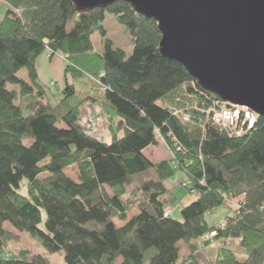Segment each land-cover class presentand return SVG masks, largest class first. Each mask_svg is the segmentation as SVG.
Returning <instances> with one entry per match:
<instances>
[{"label":"trees","instance_id":"trees-1","mask_svg":"<svg viewBox=\"0 0 264 264\" xmlns=\"http://www.w3.org/2000/svg\"><path fill=\"white\" fill-rule=\"evenodd\" d=\"M0 2L10 8L0 22L2 248L14 239L3 229L8 224L46 253L62 254L65 264H178L180 243L189 254L182 264H194L198 250L226 239L240 240L244 260L221 247L213 264H264V119L256 117L249 127L241 116V136L218 127L205 111L220 100L159 54L155 22L136 16L126 3L78 15L70 0ZM107 14L129 32V57L107 39L101 54L92 51L90 37L104 36ZM45 52L65 61L56 106L38 83L36 61ZM67 74L101 92L103 105L122 120L121 138L113 134L105 143L85 133L78 124L83 102L72 101L76 90ZM157 139L171 160L152 163L144 156ZM73 168L75 180L66 175ZM177 172L195 196L181 209V221L165 217L176 198L164 183ZM22 179L26 196L18 193ZM230 198L239 207L222 228L209 226L206 214ZM115 220L123 225L116 227ZM211 232L214 240L203 242ZM0 262L48 264L41 255L3 251Z\"/></svg>","mask_w":264,"mask_h":264},{"label":"water","instance_id":"water-1","mask_svg":"<svg viewBox=\"0 0 264 264\" xmlns=\"http://www.w3.org/2000/svg\"><path fill=\"white\" fill-rule=\"evenodd\" d=\"M70 1L78 15L128 4L155 22L162 57L179 63L203 91L264 119V0Z\"/></svg>","mask_w":264,"mask_h":264},{"label":"rangeland","instance_id":"rangeland-1","mask_svg":"<svg viewBox=\"0 0 264 264\" xmlns=\"http://www.w3.org/2000/svg\"><path fill=\"white\" fill-rule=\"evenodd\" d=\"M10 8L6 6L3 2H0V22L5 16L7 10ZM101 27L104 31V36L100 32H94L91 37H90V42L92 46V51L98 54H101L103 52V41L105 39L109 40L112 42L114 48L121 49L126 57H129L132 53L133 50V43L131 36L127 29L119 24L117 21L116 17L111 14H107L105 16L104 21L101 23ZM55 61L59 62L62 64V67H56L54 66V71L56 74L59 73V76H54L53 80L54 82L56 81V86L50 85V79H49V74L47 72V67H48V60H45L44 54L40 55L38 57V63L41 61L40 65H38V70H39V80L38 83L42 85L45 89H47L48 94H56L60 93L59 90L63 87L64 85V67H65V61L64 59H59L55 56ZM46 61V62H45ZM18 77L21 79L26 78V71L21 70L18 73ZM67 79L68 82L74 84V88L76 90V94L73 97L72 101L78 102L82 101V105L80 107V114L81 111L86 107L85 105L89 103L91 105L90 101H83L84 98L91 97L93 99H97L101 101V97L99 96L98 92H96V89L91 85H87L83 83V79L80 78L79 80H72L71 74H67ZM87 81V80H86ZM89 83V82H88ZM8 90H13L15 87L12 85H7ZM61 96V94L59 95ZM16 105L20 103V101L16 100L14 102ZM161 103L159 102L158 105ZM194 106V105H193ZM65 107V106H63ZM195 108V107H194ZM113 111V110H112ZM114 112V111H113ZM202 109V113H203ZM115 113V112H114ZM205 113L208 114V118L211 119L212 113H208V111H205ZM24 116L27 115V112H23ZM183 111H179L178 115H182ZM256 120V115L253 113L250 114L249 116V124L248 126L251 127V125L254 123ZM121 118L117 117L113 123L111 124V128L113 130V134L116 136V138H121L123 136V128L120 125ZM80 122V119H79ZM79 124V123H78ZM83 124V123H82ZM61 126V125H60ZM63 127V126H62ZM83 127V126H82ZM85 131L88 132V129L85 128ZM105 143L111 142L110 140L104 141ZM23 143L28 146L31 144L30 139H25ZM144 156L152 163H158L160 161H169L171 160V154L169 150L167 149L165 143L161 139H157V144L154 146H150L147 149L144 150ZM75 170L73 169H67L66 170V175L69 176L72 179H75ZM48 175L47 174H42L39 178H46ZM185 182V177L181 173H176L174 177L171 179L167 180L164 185L168 189L173 190V194L176 198V201L173 205H171V218L177 221H181V215L180 211L183 207L188 206L195 200V196L188 193L182 186L181 183ZM26 185H27V180L22 179L20 182V187L18 189V193L20 195L26 196ZM234 211V206L230 205L228 201L226 200L222 206L219 208H216L212 210L210 213L206 214V221L209 226H214L215 224L219 223L221 220L225 218H229L232 216ZM45 216L42 215V221H44ZM116 227H120L123 224L114 221ZM3 229L5 231L10 232L14 239L4 248L1 247L0 245V252H4L6 254H12V255H18L21 252H25L29 254V257L36 256V255H41L48 264H65L63 255L62 254H48L46 253L42 248L39 247L38 243L32 239L30 236L26 234H20L17 231L13 230L8 224H4ZM219 245L220 243H216ZM238 259L240 261H243L245 256L243 255L241 250L236 251ZM188 252L185 250L183 244H179V260L178 264H180L183 259L186 258Z\"/></svg>","mask_w":264,"mask_h":264},{"label":"crops","instance_id":"crops-1","mask_svg":"<svg viewBox=\"0 0 264 264\" xmlns=\"http://www.w3.org/2000/svg\"><path fill=\"white\" fill-rule=\"evenodd\" d=\"M55 56L59 59H62L57 54L50 55L49 52L44 53L45 60H48L47 72L49 74L50 85L54 84L57 87V85H56L57 82L56 81L54 82L53 77L56 75L59 76V73L58 74L55 73L54 66L62 67V64L60 63V61L59 62L55 61V59H54ZM40 63H41V61L38 63V59H37L36 70H37V74H38V80H39L38 65H40ZM60 90H59V92H60ZM98 94L100 97L102 96L101 92H98ZM50 95H51V98L53 101L52 103H54V105L56 106L61 101V97L59 96L60 93H57V95L50 93ZM85 106L86 107L81 111V114H80V122H79L80 127L84 131H85V128H87L88 132L85 131V133H87L89 136H91L92 138H94L96 140H99L102 142H104L106 140H110V139L112 140L113 130L110 126L118 116L112 110H110L109 108H106L103 105L102 99H101V101L96 100V102H91V105L89 103H87ZM92 119H95L94 125L89 126V122ZM119 123L123 128L122 120ZM73 180H75V179H73ZM223 220H221L220 222H222ZM216 243H220V244L217 245ZM239 244H240V240H238V239H226V240L217 241V242L213 243L212 245H210L206 248L198 250L193 255L192 261L194 264H213L217 258V252L221 247H226V248L236 252L237 250H240ZM178 247H179V245H178ZM188 255L189 254H187L186 258L183 259V261L188 258ZM182 262L180 264H182Z\"/></svg>","mask_w":264,"mask_h":264},{"label":"built area","instance_id":"built-area-1","mask_svg":"<svg viewBox=\"0 0 264 264\" xmlns=\"http://www.w3.org/2000/svg\"><path fill=\"white\" fill-rule=\"evenodd\" d=\"M50 53V52H49ZM208 113H212L211 120L221 129L228 132L230 135L241 136V130L239 129V118L249 119L250 111L245 107H238L234 105H230L227 103H223L222 101H211L209 109H207ZM176 114V113H174ZM207 114V113H206ZM208 116V114H207ZM184 121L188 120V116H183ZM95 119L90 120L89 126H93ZM228 203L234 208L239 207V203L237 199L230 198L227 200ZM171 213L170 210L165 212V217L169 216ZM225 224L223 222L218 224V228H222ZM216 236V232H211L205 235L202 238L203 242H212L214 237Z\"/></svg>","mask_w":264,"mask_h":264}]
</instances>
